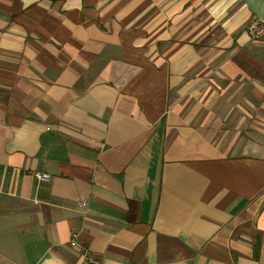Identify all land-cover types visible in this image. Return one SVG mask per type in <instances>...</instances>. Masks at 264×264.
Instances as JSON below:
<instances>
[{"label": "crops", "instance_id": "0c3cea01", "mask_svg": "<svg viewBox=\"0 0 264 264\" xmlns=\"http://www.w3.org/2000/svg\"><path fill=\"white\" fill-rule=\"evenodd\" d=\"M252 21L264 0H0V264H264Z\"/></svg>", "mask_w": 264, "mask_h": 264}, {"label": "built area", "instance_id": "2783aa9c", "mask_svg": "<svg viewBox=\"0 0 264 264\" xmlns=\"http://www.w3.org/2000/svg\"><path fill=\"white\" fill-rule=\"evenodd\" d=\"M247 33L252 40H260L264 38V21H252L246 27ZM40 180H44L45 176H39ZM81 206H85V202H80ZM71 245H75V238L71 240ZM92 263V261L90 262Z\"/></svg>", "mask_w": 264, "mask_h": 264}]
</instances>
